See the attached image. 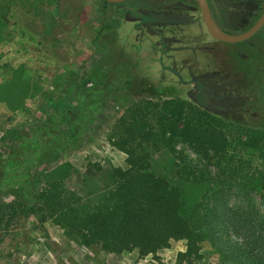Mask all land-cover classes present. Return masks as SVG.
I'll list each match as a JSON object with an SVG mask.
<instances>
[{"label": "rangeland", "instance_id": "374dc122", "mask_svg": "<svg viewBox=\"0 0 264 264\" xmlns=\"http://www.w3.org/2000/svg\"><path fill=\"white\" fill-rule=\"evenodd\" d=\"M168 1L149 0V5ZM128 2L132 12L103 0H0V172L5 188L25 180L28 191H36L57 170L63 171L56 177L67 189L95 202L109 184L110 167H126L125 155L112 145L125 109L175 98L215 119L232 144L231 169L264 172V140L255 148L245 143L248 131L264 137V122L250 121L235 101L243 88L238 82L254 76L248 74L261 63L263 56L253 47L257 38L213 39L198 21L195 1L186 0L193 11L182 17H197L184 27L189 33L176 29L161 43L143 18L150 6ZM250 4L254 9L223 11L222 26L243 31L257 14L256 3ZM258 4L264 6V0ZM145 147L150 171L178 184L190 206L224 167L206 165L177 143L175 148L204 168L209 180L187 183L178 177L177 159L167 148L157 141ZM250 196L264 214L262 193L252 190ZM0 198L7 201L10 195ZM199 246L195 259L182 257L186 244L176 239L148 255L136 250L114 254L86 247L55 222L30 214L0 230V264H224L208 242Z\"/></svg>", "mask_w": 264, "mask_h": 264}, {"label": "trees", "instance_id": "16d2710c", "mask_svg": "<svg viewBox=\"0 0 264 264\" xmlns=\"http://www.w3.org/2000/svg\"><path fill=\"white\" fill-rule=\"evenodd\" d=\"M115 127L112 145L125 155L126 167H110L109 184L95 202L67 189L56 177L63 171L54 170L56 174L33 192L25 180L5 188L0 172V196L10 195L7 201L0 198V230H8L19 215L32 214L41 222H55L82 245L109 253L136 250L148 255L176 239L185 241L182 257L195 259L206 241L224 264H264V214L250 196L259 190L264 198V172L228 166L232 144L214 118L180 98L146 100L126 108ZM247 136L245 143L251 148L264 140L257 131H248ZM154 141L177 159V174L184 182L209 180L204 168L175 148L177 143L206 165H224L217 181L192 206L178 184L150 171L145 146Z\"/></svg>", "mask_w": 264, "mask_h": 264}, {"label": "flooded vegetation", "instance_id": "af4514ba", "mask_svg": "<svg viewBox=\"0 0 264 264\" xmlns=\"http://www.w3.org/2000/svg\"><path fill=\"white\" fill-rule=\"evenodd\" d=\"M159 2L161 0H158ZM195 1V0H194ZM261 0H214V2H210L207 0L208 5L210 7L211 15L216 22V24L225 32L230 34H236L237 32L233 33L230 30L226 29L222 26V20L226 19V12L229 9H254L251 8L253 5L250 3H256L255 11L257 14H254L252 22L248 24L243 31L244 32L248 28H250L260 17L262 12L264 11V6L258 4ZM140 2V1H139ZM128 0L123 2H119L116 4H122L123 7L126 8V11L132 12L135 8L128 5ZM145 3V5H149V0H142L141 4ZM139 4V3H138ZM135 5V6H138ZM195 5L198 8V5L195 1ZM150 6V11L148 13L143 14L145 21L148 22V27L160 40L161 43L167 41V39H171L174 36L172 33L177 30H182L183 32H188V30H184V27L188 22H195L196 19H186L182 17L185 15L184 12L193 11V7L191 4L187 3L186 0H171L167 3L163 4H156L153 3ZM262 8L259 12L258 9ZM170 8V9H169ZM199 10V8H198ZM248 11V10H246ZM259 12V13H258ZM200 16V15H199ZM198 21L202 23V20L198 18ZM203 24V23H202ZM182 28V29H178ZM189 33V32H188ZM237 33V34H240ZM254 38H257V41L253 42V47L255 46L258 52L263 56L260 60L261 63L248 75H254L251 78L244 77L238 83H241L243 86L241 94L238 96L236 101V106L240 108L242 111L247 112V115L252 120V117H255L258 122H264V23L263 25L252 35ZM251 37V36H250ZM249 37V38H250ZM214 39V38H213ZM248 39V38H247ZM246 40V39H245ZM254 47V48H255ZM165 58H161L160 63L163 64ZM164 69L174 70V67L170 65L164 64ZM246 75V74H244ZM233 107V106H230ZM237 108V109H238ZM233 109H236L233 107ZM236 109V110H237Z\"/></svg>", "mask_w": 264, "mask_h": 264}, {"label": "water", "instance_id": "95a60500", "mask_svg": "<svg viewBox=\"0 0 264 264\" xmlns=\"http://www.w3.org/2000/svg\"><path fill=\"white\" fill-rule=\"evenodd\" d=\"M108 3H119L125 0H103ZM201 15V20L204 24L205 29L214 39L225 41V42H236L249 38L252 36L264 23V11L257 19V21L247 30L240 34H230L223 31L214 21L210 7L207 0H195Z\"/></svg>", "mask_w": 264, "mask_h": 264}]
</instances>
